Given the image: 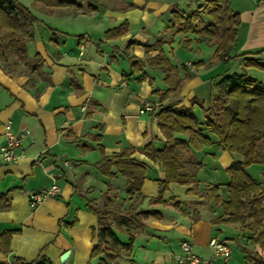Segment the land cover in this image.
I'll use <instances>...</instances> for the list:
<instances>
[{
    "label": "crops",
    "instance_id": "0c3cea01",
    "mask_svg": "<svg viewBox=\"0 0 264 264\" xmlns=\"http://www.w3.org/2000/svg\"><path fill=\"white\" fill-rule=\"evenodd\" d=\"M76 1L79 8L37 2L42 27L36 24L25 56L13 55L4 45L0 49V147L8 124L21 137L17 160H0V193L9 201L7 208L0 207V234L13 231L8 251L0 249V261L30 263L44 256L52 264H97L91 255L97 218L87 201L103 208L105 192L116 195L108 209H155L160 215L144 221L128 250L117 249L116 264H176L182 241L208 259V241L220 238L217 231L225 224L236 234L221 238L237 250L231 248L227 264H253L255 256L264 260V249L249 239L250 229L212 222L221 208L206 192L220 185V194L229 176L223 184L205 181L202 187L200 151L183 149L185 168L194 179L186 185L170 183L164 202L157 204L153 200L164 171L142 151L147 144H164L154 116L159 105L183 108L195 101L193 111L201 119L200 105L208 106L222 76L245 73L264 82V69L244 66L246 58L264 64V0H227L239 24L223 60L215 58V43L202 32L214 23L212 0ZM120 24L126 27L123 34L105 36ZM162 56L172 70L153 62ZM145 102L153 109L141 114ZM99 148L107 156L128 152L146 164L142 197L126 196L125 177L101 174ZM255 179L262 180V166ZM54 183L59 192L31 207L28 193ZM112 227L127 242L132 231ZM259 231L264 225L253 238Z\"/></svg>",
    "mask_w": 264,
    "mask_h": 264
},
{
    "label": "trees",
    "instance_id": "16d2710c",
    "mask_svg": "<svg viewBox=\"0 0 264 264\" xmlns=\"http://www.w3.org/2000/svg\"><path fill=\"white\" fill-rule=\"evenodd\" d=\"M36 1L50 7H80L76 0ZM211 2L214 7L209 12L214 23L202 29V32L215 43V58L223 60L234 44L239 18L237 13L232 12L227 0ZM36 24L37 18L25 5L16 0H0V41L1 37L5 38L4 47L8 48L10 53L18 57L25 56V44L34 38ZM125 28L124 24H120L107 30L105 36H119L124 33ZM153 60L164 70H172L165 57H156ZM244 66L264 69V64L256 58L244 59ZM216 84L219 88L211 97L208 106L200 105L201 119L193 111L195 101L183 108L177 107L176 104L159 105L154 112L165 141L161 148H154L151 144L142 148L149 159L161 163L164 171V179L159 181L158 195L153 202H164L163 194L170 183L186 185L193 181L194 173L186 170L181 152L183 149L200 151L203 147L210 146L214 137L218 148L237 153L241 158L226 167L229 176V181L225 184L226 199H222L219 194L220 185H213L206 192V197L211 198L221 208V215L212 222L234 223L250 229L251 243L264 249V232L259 231L257 237L253 238L255 232L264 225V82L245 73H230L222 76ZM99 149L101 157L98 168L101 174L108 177L119 174L125 177L126 196L137 194L142 197L140 190L146 164L131 158L128 152L107 156L103 149ZM251 164L262 166L261 181L248 173L247 167ZM195 165L197 168V164ZM115 198L116 195L105 192L103 208L93 207L91 201H87L89 210L97 218L94 234L96 242L91 249V255L97 257V264H116L119 257L117 249L123 247L128 250L132 245L134 232L143 226L144 221L160 216L155 209H108ZM8 206L7 196L0 193V207ZM112 224L132 231L128 233L127 242H121ZM12 232L7 230L0 234L2 252L8 251ZM252 261L253 264H264V260L259 256L253 257ZM0 264L7 263L0 261ZM15 264L52 263L41 256L30 263L18 260ZM130 264L135 263L130 261Z\"/></svg>",
    "mask_w": 264,
    "mask_h": 264
},
{
    "label": "built area",
    "instance_id": "2783aa9c",
    "mask_svg": "<svg viewBox=\"0 0 264 264\" xmlns=\"http://www.w3.org/2000/svg\"><path fill=\"white\" fill-rule=\"evenodd\" d=\"M153 109V104L145 102L139 113H144L146 110ZM5 142L0 147V160L4 162H14L18 158L17 149L20 146L21 137L16 136L10 125L5 126ZM59 192V187L54 183L49 187L42 188L36 192L28 193L29 203L31 207H35L44 198L56 195ZM208 245L211 249V257L206 259L192 253L189 243L182 241L180 243L181 254L175 256L176 264H227L231 249L229 245L222 239L213 236L209 239Z\"/></svg>",
    "mask_w": 264,
    "mask_h": 264
},
{
    "label": "rangeland",
    "instance_id": "374dc122",
    "mask_svg": "<svg viewBox=\"0 0 264 264\" xmlns=\"http://www.w3.org/2000/svg\"><path fill=\"white\" fill-rule=\"evenodd\" d=\"M19 3L25 5L33 15L37 17V23L41 25V20L43 18V15H39V11L36 8L37 1L36 0H16ZM46 18V21L53 22L54 20L52 18L44 17ZM43 21V20H42ZM5 45V38L1 37L0 41V49L2 46ZM253 76V75H251ZM196 116H200L199 113H196ZM213 151L211 154H206L209 151ZM199 157H202L203 165L199 170L198 178H200V185L203 187L205 181L206 182H214L216 184H223L228 179V173L226 171V166L228 164V161L230 159H240L241 156L237 153L228 152L225 150H222L218 148L217 145L211 144L210 146H205L200 150ZM261 166L259 164H251L247 167V171L251 176L254 178H257L258 172H260ZM220 195L222 197L226 196V190L225 188L221 187L220 189ZM100 208V207H99ZM113 210H120V209H113ZM220 231H217V234L219 235L220 239L225 237H234L235 236V229L233 226L229 225H221L219 226ZM222 237V238H221ZM230 249L232 248L234 251L236 250V245L233 242H227ZM237 251V250H236ZM231 253V252H230ZM230 258V256H229Z\"/></svg>",
    "mask_w": 264,
    "mask_h": 264
},
{
    "label": "water",
    "instance_id": "95a60500",
    "mask_svg": "<svg viewBox=\"0 0 264 264\" xmlns=\"http://www.w3.org/2000/svg\"><path fill=\"white\" fill-rule=\"evenodd\" d=\"M66 255H67V252H65V253L63 254V256H62V258H61V261H62V262H63L64 258L66 257Z\"/></svg>",
    "mask_w": 264,
    "mask_h": 264
}]
</instances>
